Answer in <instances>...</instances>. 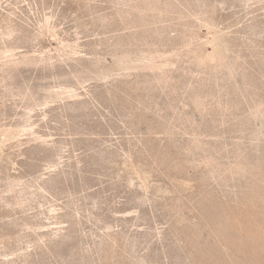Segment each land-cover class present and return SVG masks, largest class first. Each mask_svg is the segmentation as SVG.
<instances>
[{
    "label": "rangeland",
    "instance_id": "rangeland-1",
    "mask_svg": "<svg viewBox=\"0 0 264 264\" xmlns=\"http://www.w3.org/2000/svg\"><path fill=\"white\" fill-rule=\"evenodd\" d=\"M0 264H264V0H0Z\"/></svg>",
    "mask_w": 264,
    "mask_h": 264
}]
</instances>
